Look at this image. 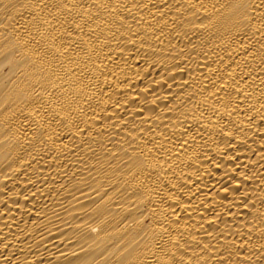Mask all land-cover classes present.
Listing matches in <instances>:
<instances>
[{"label": "bare ground", "instance_id": "6f19581e", "mask_svg": "<svg viewBox=\"0 0 264 264\" xmlns=\"http://www.w3.org/2000/svg\"><path fill=\"white\" fill-rule=\"evenodd\" d=\"M0 264H264V0H0Z\"/></svg>", "mask_w": 264, "mask_h": 264}]
</instances>
